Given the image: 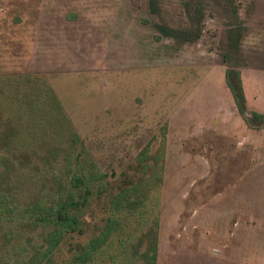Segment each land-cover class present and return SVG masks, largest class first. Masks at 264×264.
<instances>
[{"label": "rangeland", "instance_id": "374dc122", "mask_svg": "<svg viewBox=\"0 0 264 264\" xmlns=\"http://www.w3.org/2000/svg\"><path fill=\"white\" fill-rule=\"evenodd\" d=\"M12 75L51 86L70 126L32 160L76 134L119 175L164 147L156 264H264V125L246 121L264 113V0H0L6 95Z\"/></svg>", "mask_w": 264, "mask_h": 264}, {"label": "trees", "instance_id": "16d2710c", "mask_svg": "<svg viewBox=\"0 0 264 264\" xmlns=\"http://www.w3.org/2000/svg\"><path fill=\"white\" fill-rule=\"evenodd\" d=\"M239 76L228 69L226 82L244 113ZM14 77L7 95L0 89V264H156L164 147L153 152L147 143L119 175L76 149V134L63 153L54 143L32 160L44 141L56 140L55 121L69 124L51 86L38 89L35 75ZM246 121L264 125V113L251 112ZM75 236L88 238L68 241Z\"/></svg>", "mask_w": 264, "mask_h": 264}]
</instances>
